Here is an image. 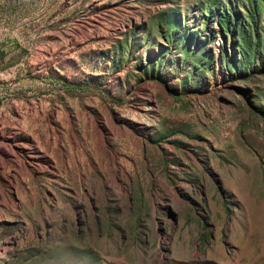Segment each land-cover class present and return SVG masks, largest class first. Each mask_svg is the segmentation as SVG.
Returning <instances> with one entry per match:
<instances>
[{
    "label": "rangeland",
    "instance_id": "1",
    "mask_svg": "<svg viewBox=\"0 0 264 264\" xmlns=\"http://www.w3.org/2000/svg\"><path fill=\"white\" fill-rule=\"evenodd\" d=\"M0 264H264V0H0Z\"/></svg>",
    "mask_w": 264,
    "mask_h": 264
}]
</instances>
